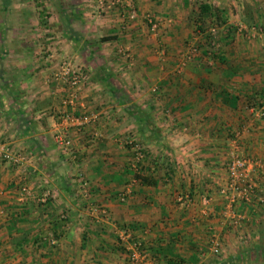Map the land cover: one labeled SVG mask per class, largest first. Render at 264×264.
<instances>
[{"label": "crops", "instance_id": "obj_1", "mask_svg": "<svg viewBox=\"0 0 264 264\" xmlns=\"http://www.w3.org/2000/svg\"><path fill=\"white\" fill-rule=\"evenodd\" d=\"M245 2L202 32L190 16L199 0H0V138L30 159L0 164V264H133L118 248L122 226L144 245L142 264H264L254 250L264 241V116L249 109L264 108V0ZM246 7L249 25L237 13ZM193 44L201 51L187 58ZM65 59L84 74L76 112L92 117L68 131L76 163L53 140L72 108L51 77ZM133 137L147 153L137 164ZM233 149L259 162L250 204L230 206L217 191ZM138 175L145 180L120 202ZM44 181L56 193L46 202ZM23 185L31 190L21 200ZM185 194L189 204L178 200Z\"/></svg>", "mask_w": 264, "mask_h": 264}, {"label": "built area", "instance_id": "obj_2", "mask_svg": "<svg viewBox=\"0 0 264 264\" xmlns=\"http://www.w3.org/2000/svg\"><path fill=\"white\" fill-rule=\"evenodd\" d=\"M97 1L98 3H103V0ZM134 14L135 13L132 12L131 17H133ZM146 20L149 24L150 30L155 32L158 29L159 22L150 17V15L146 16ZM212 34H215L214 30H212ZM200 51L201 50L198 46L191 45L186 53L187 58H191ZM125 56L129 57L128 53H125ZM51 77L53 81L63 82L68 87L69 91L63 98V104L70 105L72 107L70 112L68 111L63 113L61 118L62 127L60 129L58 128L54 132L53 140L55 145L63 151L66 160L70 163H76L79 159V151L72 139L69 137L68 131L70 128L78 130L92 121L91 115L87 112H76L75 109L76 98L84 82V74L80 66H77L71 63L68 59H65L59 63V66L53 71ZM249 109L257 113L259 116H264V108L261 105L252 104L249 106ZM91 137L92 140H97L101 137V132L95 130L91 133ZM238 137H240L239 131L235 133L234 142H237ZM127 144L130 145V148L134 153L135 163H141L147 154L145 147L136 137L129 138L127 140ZM29 160V156L22 150H19L11 143L0 139V163H7L16 167L24 168L26 167V164H28ZM258 163L259 162L257 160L244 156L237 149L229 151L228 159L224 164L226 175L218 184L217 191L230 206H237L238 204L241 205L243 203L250 204L253 202L258 189V178L256 173ZM78 182L80 186L78 190L79 194L83 197H87L89 193L88 181L85 178L78 176ZM138 182V178L133 177V179L126 183L124 188L118 193L117 199L120 202L125 201L128 195L133 192L134 185ZM44 183L46 189L44 191L42 201L46 202L49 197H54V194L56 193H54L51 189L49 183L45 181ZM26 193H30L27 186H21L19 192V195H21L20 198H22V195L24 196ZM178 200L183 201L186 204L190 203V197L187 194L180 196ZM206 200H209V198ZM87 213L90 215H94L96 213L106 215L107 210L106 208L91 205L88 207ZM45 238L47 237L41 236L40 239L44 240ZM50 238L54 240V237L51 235ZM117 242L122 247L129 262L133 264H142L147 253L142 242L133 236V232L130 228L126 226L119 228ZM210 252L217 256L224 253V249L220 246L219 240L214 234H212L210 239Z\"/></svg>", "mask_w": 264, "mask_h": 264}, {"label": "trees", "instance_id": "obj_3", "mask_svg": "<svg viewBox=\"0 0 264 264\" xmlns=\"http://www.w3.org/2000/svg\"><path fill=\"white\" fill-rule=\"evenodd\" d=\"M222 12H224L223 9H218V8L212 6L210 3L200 2L198 4L197 11H194V13H195V19L194 20L196 21L197 28L199 30H202L204 32L206 30L205 29L206 27H204L205 20L208 19V20L212 21V18H214L213 20H215L218 23L221 20V18H222ZM250 13L251 12H250L249 8L246 7V9L242 11V14H241V17H240L241 19L240 20L242 22H246L248 25L250 23H252V15ZM206 38H207V40L209 42H211V41L214 40L213 42L216 43L214 37H212V36H210V35L207 34V37ZM107 74H108V71L105 70L104 71V74L96 76L95 77V80H102V78H103L102 76H105V78L110 77V76L107 77ZM108 86H109V91H110L111 94H115V95L122 94L121 91L114 90V88L110 84H108ZM136 178L140 179L141 182L145 180V177H143L141 175L140 176L139 175L136 176ZM122 227H125V226H122ZM39 240H40V237H39ZM118 248H119V250H121L123 252V249H122V247L119 244H118ZM254 250L256 252H258V253H260V254L263 255L264 254V241L262 240L255 247Z\"/></svg>", "mask_w": 264, "mask_h": 264}, {"label": "rangeland", "instance_id": "obj_4", "mask_svg": "<svg viewBox=\"0 0 264 264\" xmlns=\"http://www.w3.org/2000/svg\"><path fill=\"white\" fill-rule=\"evenodd\" d=\"M206 1H215V0H199V2H205V3H208V2H206ZM222 3L223 4H221V7L223 8V11H224V13H225V10L227 11V9L230 7V9H232L233 10V12L235 13V10L233 9V5H240V4H243V5H245L246 4V2H245V0H222ZM216 7V6H215ZM218 8V7H217ZM225 9V10H224ZM233 13V14H234ZM238 14L240 13V14H242V11H239V12H237ZM147 16V15H146ZM190 16L191 17H193V19H195V13L194 12H192V13H190ZM150 17H152V16H150ZM153 18V17H152ZM145 19H146V17H145ZM206 29V28H205ZM208 29V28H207ZM202 31V30H201ZM203 32V31H202ZM193 45H195V44H193ZM191 46V45H190ZM189 46V47H190ZM189 47H188V49H189ZM199 47V46H198ZM1 139V138H0ZM13 145V144H12ZM146 149V148H145ZM20 150V149H19ZM29 163V162H28ZM1 164V163H0ZM14 166V165H13ZM26 167H27V164H26ZM38 179V178H37ZM27 186V188H28V191H30L31 189H30V187L28 186V185H26ZM28 193H26V194H24V196L22 195V198H21V200H23L24 198H25V196L27 195ZM21 195H19V197H20Z\"/></svg>", "mask_w": 264, "mask_h": 264}]
</instances>
